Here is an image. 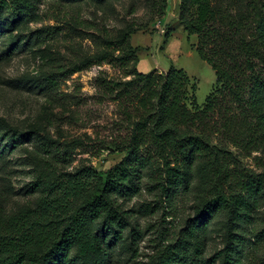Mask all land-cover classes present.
<instances>
[{"label": "rangeland", "instance_id": "1", "mask_svg": "<svg viewBox=\"0 0 264 264\" xmlns=\"http://www.w3.org/2000/svg\"><path fill=\"white\" fill-rule=\"evenodd\" d=\"M159 1L30 0L31 7L22 16L12 18L8 11L0 16V212L4 215L37 210L41 196H46L40 182L66 184L78 174L93 185L94 172H106L129 155L131 129L124 104L107 84L128 79L125 72L184 69L203 106L215 87V71L198 55L197 36L188 35L178 15L168 11L169 5L174 9L175 0L171 4L168 0L163 16L158 15ZM126 33L137 47V60L128 68L122 64L121 49H108V42ZM104 54L107 59L100 62ZM226 138L217 133L212 140L220 151L219 162L231 172L230 182L264 178V146L244 149ZM138 154L160 163L150 148ZM150 173L149 169L144 173L137 194L119 199L130 225L111 249V264H160L195 216V190L169 202L152 185ZM205 179L204 191L213 178L206 173ZM195 182L201 183V178ZM252 215L244 229V262L264 264V235H257L264 229V192ZM228 219L226 212H219L210 220L201 255L204 263L191 248L193 264H222L214 256L228 244ZM132 226L140 231L134 241Z\"/></svg>", "mask_w": 264, "mask_h": 264}, {"label": "trees", "instance_id": "2", "mask_svg": "<svg viewBox=\"0 0 264 264\" xmlns=\"http://www.w3.org/2000/svg\"><path fill=\"white\" fill-rule=\"evenodd\" d=\"M157 3L158 15H165L168 0ZM29 7L30 0H0V16L8 11L17 18ZM178 17L188 35L197 36V53L216 74L203 106L184 69L144 73L134 68L125 72L128 79L108 82L124 104L129 155L106 172H94L93 185L78 174L66 184L40 182L46 196L33 213L0 212V264H111V249L130 225L119 199L141 190L148 169L152 185L169 202L190 190L197 195L195 216L160 264H193L191 248L204 263L207 225L219 212L229 217L228 244L214 257L222 264H245L244 229L264 192V178L248 176L233 185L212 139L219 133L244 149L264 146V0H181ZM128 38L126 33L108 42V49H121L126 68L137 60V47ZM106 59L104 54L100 62ZM142 148L152 149L160 163L140 156ZM206 173L213 180L204 191ZM130 234L134 241L139 228L132 226Z\"/></svg>", "mask_w": 264, "mask_h": 264}, {"label": "crops", "instance_id": "3", "mask_svg": "<svg viewBox=\"0 0 264 264\" xmlns=\"http://www.w3.org/2000/svg\"><path fill=\"white\" fill-rule=\"evenodd\" d=\"M173 0H169V4H171V2H172ZM180 1L181 0H175V1H173L174 2V4H175V6H174V9L169 5V12L171 11V12H173L176 16L178 15V12H179V6H180Z\"/></svg>", "mask_w": 264, "mask_h": 264}, {"label": "built area", "instance_id": "4", "mask_svg": "<svg viewBox=\"0 0 264 264\" xmlns=\"http://www.w3.org/2000/svg\"><path fill=\"white\" fill-rule=\"evenodd\" d=\"M158 26H159V24H158ZM163 31V30H162Z\"/></svg>", "mask_w": 264, "mask_h": 264}]
</instances>
